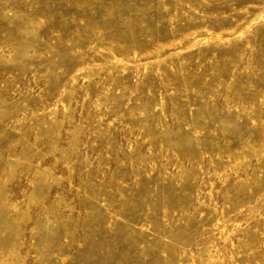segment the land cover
I'll return each instance as SVG.
<instances>
[{
  "label": "rangeland",
  "instance_id": "374dc122",
  "mask_svg": "<svg viewBox=\"0 0 264 264\" xmlns=\"http://www.w3.org/2000/svg\"><path fill=\"white\" fill-rule=\"evenodd\" d=\"M0 264H264V0H0Z\"/></svg>",
  "mask_w": 264,
  "mask_h": 264
}]
</instances>
